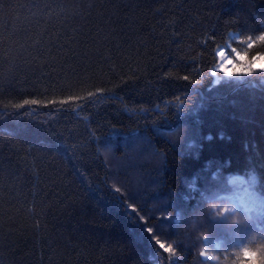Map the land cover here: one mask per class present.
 Returning <instances> with one entry per match:
<instances>
[{"label":"trees","instance_id":"1","mask_svg":"<svg viewBox=\"0 0 264 264\" xmlns=\"http://www.w3.org/2000/svg\"><path fill=\"white\" fill-rule=\"evenodd\" d=\"M262 32L264 0H0V264H173L125 198L175 264H248L264 210L209 205L232 176L264 202V61L231 53Z\"/></svg>","mask_w":264,"mask_h":264},{"label":"snow or ice","instance_id":"2","mask_svg":"<svg viewBox=\"0 0 264 264\" xmlns=\"http://www.w3.org/2000/svg\"><path fill=\"white\" fill-rule=\"evenodd\" d=\"M241 44L246 45V48L248 50L253 49L256 45H264V32H262L258 36H247L243 40L240 41ZM231 53L234 54L235 58L244 61L245 63H242L240 67L244 69L242 71V75H252L254 71L253 65L257 60L264 61V55L260 54L259 52L252 56L250 60L247 59V52L242 55L237 48L233 47L231 49ZM216 55L220 58V71L225 70V64L226 63H231V59L229 55L226 53L225 49L221 48L218 50ZM261 71H264V68L261 69ZM227 75H233L232 73H226ZM211 75L215 77L217 75L216 71H212ZM184 79H188V77H184ZM106 90L103 88H97L96 91H89L87 93V96H79L75 98H69L68 100H61L59 103L61 105L67 104L69 100L71 99H77V100H85L89 99L92 97H96L98 95H102ZM32 105H41L46 107L47 104H45L43 101L38 100V99H24L20 103H13L10 105H5V107H11L14 110H20L24 109L25 106H32ZM191 147V146H189ZM240 183H244L245 181L240 180ZM255 182V177L252 176L250 177L248 183L253 184ZM235 183V181H233ZM114 190L116 193H120L122 196L125 195V193L122 191L120 187L113 186ZM191 189L195 190V182H193L190 186ZM124 204L126 205V208L134 214V217L136 219L137 224L139 225V230L143 235H146L150 240L154 241V244L158 246L157 251L163 250L164 253H168L169 257L168 259L172 260L173 264H175V260L177 257V248L174 247L173 243H167L166 241H162L161 239V232L159 229L158 224H153L151 223L153 217L147 215L144 213V210L141 207H138L137 203H135L132 199L130 198H125L123 201ZM213 205H216L213 203ZM218 208V206L216 207ZM239 210L244 211L245 213H250L253 209L248 206L247 204L241 202V208ZM236 208H228V207H223V208H218L216 215L217 216H224L225 213L233 214L237 213L239 211ZM163 213V210L161 209V214ZM163 220H171V217L168 216H163L161 217ZM177 223H179V220H177ZM241 254L243 257L248 258V264H264V245L257 246L255 249H251L247 246L241 249ZM199 255L201 257H204L205 260H212L216 261L219 259V257L210 255L208 252H205L203 250L200 251Z\"/></svg>","mask_w":264,"mask_h":264},{"label":"rangeland","instance_id":"3","mask_svg":"<svg viewBox=\"0 0 264 264\" xmlns=\"http://www.w3.org/2000/svg\"><path fill=\"white\" fill-rule=\"evenodd\" d=\"M235 63L237 62L235 61ZM240 180H243L245 182L240 183ZM233 181H235L236 186L226 195L222 196V199L215 203L218 207L236 208L239 210L241 208V202H243L251 208L261 207L259 210H264V202H262L260 196H258L253 191V189L246 180L241 179L239 176H232L230 182L233 183ZM228 214L229 213H225L224 216L221 217L224 218ZM214 246H218L217 241L214 242ZM203 251L208 252L210 255H213L209 246H205L203 248ZM203 259L205 258L203 257Z\"/></svg>","mask_w":264,"mask_h":264},{"label":"clouds","instance_id":"4","mask_svg":"<svg viewBox=\"0 0 264 264\" xmlns=\"http://www.w3.org/2000/svg\"><path fill=\"white\" fill-rule=\"evenodd\" d=\"M216 207H217V205H213V204H210L209 205V208L210 209H216ZM233 223H243V221L242 220H237V219H233V221H232Z\"/></svg>","mask_w":264,"mask_h":264}]
</instances>
